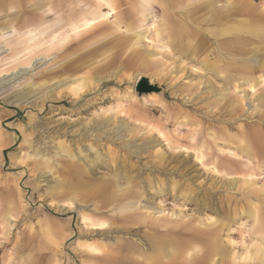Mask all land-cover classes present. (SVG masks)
I'll use <instances>...</instances> for the list:
<instances>
[{"label": "rangeland", "instance_id": "rangeland-1", "mask_svg": "<svg viewBox=\"0 0 264 264\" xmlns=\"http://www.w3.org/2000/svg\"><path fill=\"white\" fill-rule=\"evenodd\" d=\"M111 1L0 0V264H264L242 260L264 240V85L220 70L250 55L187 58L155 38L163 11L184 20L199 0ZM82 44L99 52L62 78L92 81L77 99L50 73ZM140 77L161 93L138 97ZM192 231L200 240L185 247Z\"/></svg>", "mask_w": 264, "mask_h": 264}, {"label": "crops", "instance_id": "crops-1", "mask_svg": "<svg viewBox=\"0 0 264 264\" xmlns=\"http://www.w3.org/2000/svg\"><path fill=\"white\" fill-rule=\"evenodd\" d=\"M254 1L199 0L198 4L192 5L190 8L188 6L186 7L189 9L184 10L183 14L188 17L180 21H174L173 19L177 14L167 8L163 11V14L167 16L162 19L165 25L158 26L162 32L161 37L164 36L167 39L165 48L171 46L177 51L175 46L182 45L185 47L184 41L187 40L189 44L191 41H195L194 48L190 47L187 55L184 54L187 58L196 55H203L208 58L213 55L217 58L218 63H225L230 57L234 59L236 56L242 57V55H250L246 65L239 67L226 66L220 70L225 73L232 68L233 71L241 74L249 73L250 75H254L255 73H260L261 75H258L253 81V84L250 85V88L254 90L255 86L264 85V78L262 76L264 66L261 63L257 64L259 60L258 53L264 50V0H262L261 4L263 11H260L257 6H254ZM123 4L126 5L123 2L117 5L121 6ZM202 12H204L203 16L194 17L196 13ZM195 19L197 20V26L194 29L192 25L195 24ZM187 22H190L189 26ZM198 25H204L205 27L206 25L213 26L216 29L218 28V30L210 32L209 30H203ZM210 37L213 39H210ZM211 40H213L212 44L215 45L212 48L213 52L207 48V44ZM260 61L264 62V58H261ZM202 63L205 64L206 69L213 67L209 62L204 61ZM259 79H261L260 82L257 81Z\"/></svg>", "mask_w": 264, "mask_h": 264}, {"label": "bare ground", "instance_id": "bare-ground-1", "mask_svg": "<svg viewBox=\"0 0 264 264\" xmlns=\"http://www.w3.org/2000/svg\"><path fill=\"white\" fill-rule=\"evenodd\" d=\"M120 0H112L111 1V4L113 5H116L117 3H119ZM115 14L114 12V9L111 8L108 12L106 13H103L101 14L100 16L98 17H95L91 20H89L88 22H84V24L82 25V27L80 28V26H77L75 23H71L69 24V28L71 29V31H74V32H80L82 30H85V29H89L91 27H96L98 26L99 24H101V22L103 21H106V20H111L113 19V15ZM264 23V22H263ZM261 24V23H260ZM154 26V25H153ZM155 27V26H154ZM204 28V27H203ZM154 34H155V38L158 39L159 37H161L162 35V32L159 28L155 29L154 28ZM67 39L68 38V35H66L64 37V39ZM85 39V38H84ZM83 39V41H84ZM207 39V38H206ZM82 41V42H83ZM96 41V40H95ZM85 44H82L80 46H78L76 49V53H79L80 51V48H84ZM176 50L182 54H185L187 55V51L188 49L185 48L184 46L182 45H177L175 46ZM90 51H86V52H81L79 53L75 58L72 59L73 63L72 65L67 63V62H64L62 63V65H59V66H56L57 63L59 62V59L60 58H65V55L64 53H61V54H57L54 56V69L52 70V72L50 73V79L53 81L54 85L55 86V90L58 88V84H64L65 85V89L67 91V94L71 95L72 97L74 98H77L79 99L81 97V92L90 84L92 83V81L89 79L88 76H85V74H81L79 75L78 77H73L70 81H67L69 78H64V75H67L68 73H71L72 72V75L71 76H74L75 72L73 73V70L76 68V67H81L85 64H87V62H91V60L93 59L92 56H94V54L96 55L98 52H99V49L96 48V49H93L91 53H89ZM90 54H92L90 56ZM228 56V54H226ZM236 59V58H234ZM185 60V59H184ZM224 60V59H223ZM80 65V66H79ZM109 66V65H108ZM108 66L107 64L105 65L104 67V70L105 71H108ZM58 70V71H56ZM241 70V69H239ZM18 71V70H17ZM92 71V70H90ZM154 78V77H153ZM18 79V78H17ZM66 83V84H65ZM68 83V84H67ZM59 89V88H58ZM234 89H237V86H234ZM233 89V90H234ZM152 97V95L150 96ZM210 99V98H209ZM54 102L58 101L56 98L53 99ZM21 103V102H20ZM90 130V129H89ZM210 137V136H209ZM149 158V157H148ZM136 160V159H135ZM135 165V164H134ZM82 184V183H81ZM84 186H87L86 190H85V195L87 196H91L94 194V192H99V194L103 197H105L106 199H118V198H121L120 195H116V190L114 187H112V184H109V185H105V187H100L98 189H93V188H88L89 186L91 185H87V183L85 184H82ZM181 189V188H180ZM123 197V196H122ZM177 197V196H176ZM128 206V205H127ZM152 207V206H151ZM89 213V212H88ZM81 220L83 221L84 225L86 227H90L89 230L91 231H100L103 229V225L101 224H86L85 221L87 219L85 218H81ZM200 237L201 235L199 234L198 231H192L191 233V239L186 242V245L185 247H196V244H198L199 240H200ZM228 237V236H227ZM259 239V238H258ZM258 239L256 238V240H254L252 243H251V247L254 248V247H257L256 251H254L255 253L252 255L250 254L249 252H246L245 255H244V258H242L243 261H246V260H252L256 257V254H259L260 257H262L264 259V240L262 241H258ZM136 240V239H135ZM229 241V240H228ZM234 241V240H233ZM227 242V241H226ZM236 242V241H235ZM230 243V242H228ZM232 242L228 245L232 246ZM239 244V243H237ZM241 244V242H240ZM242 245H245L244 242H242ZM89 250H94L93 246H89L88 247ZM157 250V248H156ZM218 251V249H216ZM222 250H220L217 254H221ZM235 258V259H234ZM233 259L236 260L237 259V255H234L233 254ZM238 261V260H237ZM233 263H236L235 261H233Z\"/></svg>", "mask_w": 264, "mask_h": 264}, {"label": "water", "instance_id": "water-1", "mask_svg": "<svg viewBox=\"0 0 264 264\" xmlns=\"http://www.w3.org/2000/svg\"><path fill=\"white\" fill-rule=\"evenodd\" d=\"M135 93L138 97L142 95H150V94H160L161 88H159L155 83H153L150 79L145 77L138 78L135 85Z\"/></svg>", "mask_w": 264, "mask_h": 264}]
</instances>
